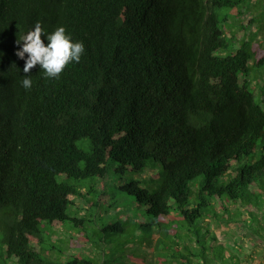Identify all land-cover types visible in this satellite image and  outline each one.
<instances>
[{"label": "trees", "instance_id": "16d2710c", "mask_svg": "<svg viewBox=\"0 0 264 264\" xmlns=\"http://www.w3.org/2000/svg\"><path fill=\"white\" fill-rule=\"evenodd\" d=\"M253 1L0 0V262L264 264V10L226 33ZM37 21L85 52L25 89L16 41Z\"/></svg>", "mask_w": 264, "mask_h": 264}, {"label": "clouds", "instance_id": "9594fccd", "mask_svg": "<svg viewBox=\"0 0 264 264\" xmlns=\"http://www.w3.org/2000/svg\"><path fill=\"white\" fill-rule=\"evenodd\" d=\"M45 36L48 44L42 40ZM20 49L15 53L16 56L25 60L23 72L24 78L22 86L31 89L32 79L30 71L40 66L45 78L59 79L66 66L72 62L78 63L85 52V45L82 41H73L66 28L58 27L54 32L47 33L39 21L33 29L26 34L20 35L16 41ZM27 54V58L25 56Z\"/></svg>", "mask_w": 264, "mask_h": 264}, {"label": "rangeland", "instance_id": "374dc122", "mask_svg": "<svg viewBox=\"0 0 264 264\" xmlns=\"http://www.w3.org/2000/svg\"><path fill=\"white\" fill-rule=\"evenodd\" d=\"M241 10L243 11L240 16L237 17L236 14L240 13ZM264 10V0H254L253 2H251V5L248 6V7H245L243 9V6L241 7H238L236 9H234L233 11V14L229 17L228 21H227V24H228V27L226 29V33L228 35H234L236 33H239L240 32V29H241V24L242 23H245L246 25L248 24V21L250 20L251 17H253L254 15L258 14L259 11H262ZM221 12H226V9H222ZM257 27H256V23H253L252 25L250 24L248 26V29L246 31V35L249 36L251 35L254 31H256ZM259 38H262L264 39V32H261L259 33ZM232 50V49H230ZM249 78L252 80V86H253V89L256 93V96L258 97L259 99V94H260V89H261V85L264 83V68H260V69H257V70H254L250 73V76ZM78 144H83V141H80ZM94 180V179H93ZM87 184L89 185L88 188H86L85 190H88L90 188V184H91V180H88L86 181ZM95 185H100L101 186V182H97V181H94ZM131 197H129L127 194H124V193H121L119 192L118 193V200L120 202V204L118 206H116L117 208H119V211H122V214L125 213V211H129L130 209V201H131ZM109 203V202H107ZM90 206V203H88L87 201H84L83 198H77L75 199V205L74 207L75 208H80V213L83 214L86 212V208L88 209ZM116 208V210H117ZM114 210H111L110 212H112ZM100 213L103 214V210H100ZM99 215V213H98ZM107 217V216H106ZM132 217L135 218V219H142V220H147V221H150V218L145 216L144 214L142 213H139L138 210L136 209H133L132 211ZM109 218H107V220L103 223H107L109 222ZM101 222V223H102ZM68 225V224H67ZM67 231H70V227L67 226V227H64L62 229H65ZM244 228V227H243ZM232 231H234V233H236L237 235H239L240 238H237L239 239V241L241 243H243L244 247H245V251L248 252V253H254V255L258 256V252L256 251H259L258 249L262 248L260 247L261 246V243L259 241H256L254 239H250L251 238V235L246 233V230L243 229L241 231H239V229L235 226L234 228L232 227L231 228ZM104 234V232H102ZM68 234V233H67ZM67 234L63 231L60 232V235L61 237L63 236H67ZM54 236H58L57 235V232L54 234ZM67 245V244H66ZM90 252L91 254H95V255H99L100 252H101V249H98L97 247H92L90 246ZM147 250V249H145ZM262 253V252H260ZM3 259L5 258V255H3ZM149 256V259H152V253L150 252V254H148ZM263 255L261 254L260 257H262ZM8 262V264H15V261L14 260H11L10 258H5V261L4 262H0L1 264H6L5 262Z\"/></svg>", "mask_w": 264, "mask_h": 264}]
</instances>
